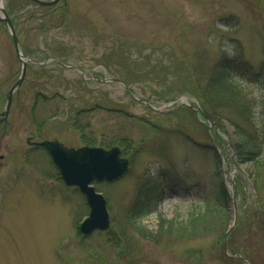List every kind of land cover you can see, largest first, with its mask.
I'll use <instances>...</instances> for the list:
<instances>
[{
    "label": "rangeland",
    "instance_id": "obj_1",
    "mask_svg": "<svg viewBox=\"0 0 264 264\" xmlns=\"http://www.w3.org/2000/svg\"><path fill=\"white\" fill-rule=\"evenodd\" d=\"M3 5L27 72L0 137V264H264V151L256 182L253 164L239 170L231 162L239 128L264 144V87L257 80L264 78V0H60L53 10L24 0ZM32 10L53 28L37 30ZM225 55H240L260 74H234L257 116L248 122L222 107L225 118L210 128L198 89ZM21 70L0 21V109ZM29 137L75 148L133 142L128 172L112 183L94 182L108 201L109 229L77 232L89 214L85 196L59 178ZM219 168L235 192L236 223L231 197L227 214H213L208 230L189 238L167 231L203 194L214 195ZM141 185L160 195L158 211L142 220L151 237L128 223Z\"/></svg>",
    "mask_w": 264,
    "mask_h": 264
},
{
    "label": "trees",
    "instance_id": "obj_2",
    "mask_svg": "<svg viewBox=\"0 0 264 264\" xmlns=\"http://www.w3.org/2000/svg\"><path fill=\"white\" fill-rule=\"evenodd\" d=\"M27 5H34L38 7L35 2L31 0H24ZM57 6L52 7H42L46 9H55ZM41 8V7H40ZM30 19L35 23L37 30L42 32H48L53 28V23L49 22H38L36 20V11L32 10L29 12ZM61 21L65 18V12L63 11L61 15ZM264 53V47H263ZM237 55L235 57L225 55L221 60H219L216 65L211 68V75L208 78L204 87L198 89V96L201 100V106L204 112H209V116L213 119L222 120L225 118L223 116L222 107L234 108L243 118L248 122H253L256 119V113L253 112L251 102L248 100L247 95L244 92V86L237 82L234 74L237 72L241 73L243 76H259L260 74L254 71L253 65L242 60ZM264 66V63H263ZM264 69V67H263ZM261 82L262 87H264V78L257 79ZM224 117V118H223ZM217 121V120H216ZM239 142L237 143V161L239 163H251L257 169L258 174H256L255 182L261 177L260 166L263 164L262 152L264 151V144L262 140L258 139V136L246 135L241 128L237 131ZM133 142L129 139H121L117 144L122 146V153L124 156H130L134 159V153L130 155L132 151ZM87 144L94 145L93 141H88ZM107 147L113 146V144L105 143ZM240 155V156H239ZM132 161V160H131ZM217 177L219 178V184L215 190L214 195L212 193H205L201 196L199 203H194L193 210L183 219H175L170 221V227L167 231L174 232L178 237H193L199 231L208 230V222L210 217L213 216L217 211L223 209L225 214H227L226 207L229 203V194L222 181V174L220 168L217 171ZM202 187L201 185H198ZM202 190L203 187H202ZM157 193L152 192L149 186L141 185L137 189V193L134 197L133 203L130 207L128 214V223L139 233L146 237H151L149 231L142 225V220L144 217L151 213L158 211V205L156 199L160 196ZM202 193V192H201ZM118 241L119 238H116Z\"/></svg>",
    "mask_w": 264,
    "mask_h": 264
},
{
    "label": "water",
    "instance_id": "obj_3",
    "mask_svg": "<svg viewBox=\"0 0 264 264\" xmlns=\"http://www.w3.org/2000/svg\"><path fill=\"white\" fill-rule=\"evenodd\" d=\"M33 1L40 6H53L60 0ZM0 11L3 13L0 20L8 24L16 52L22 62V75L16 85L9 91L7 105L2 113L3 119H7L12 105L13 93L21 85L27 67L19 47L17 34L8 13L2 6V0H0ZM41 144L49 151L65 183L78 186L86 196L90 213L80 225V231L84 235H88L96 229H107L110 225L107 201L103 194L95 189L92 182L95 180L113 181L127 172L129 160L121 156V149L118 146L110 149L98 146L66 147L57 140H45ZM233 205L235 207V201H233Z\"/></svg>",
    "mask_w": 264,
    "mask_h": 264
},
{
    "label": "flooded vegetation",
    "instance_id": "obj_4",
    "mask_svg": "<svg viewBox=\"0 0 264 264\" xmlns=\"http://www.w3.org/2000/svg\"><path fill=\"white\" fill-rule=\"evenodd\" d=\"M1 112H2V110H0V113ZM8 126H9V120L0 124V137L7 133V130H9ZM5 156H6V154H5ZM3 157L4 156L2 155L1 158H3Z\"/></svg>",
    "mask_w": 264,
    "mask_h": 264
}]
</instances>
